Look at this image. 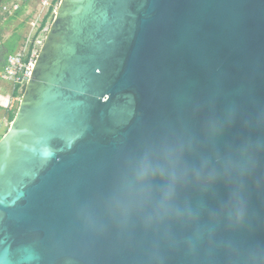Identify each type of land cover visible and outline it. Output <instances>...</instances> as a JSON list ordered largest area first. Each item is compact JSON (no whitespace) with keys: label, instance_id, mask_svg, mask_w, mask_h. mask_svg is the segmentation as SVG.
<instances>
[{"label":"water","instance_id":"water-1","mask_svg":"<svg viewBox=\"0 0 264 264\" xmlns=\"http://www.w3.org/2000/svg\"><path fill=\"white\" fill-rule=\"evenodd\" d=\"M0 264H264V0H60L0 140Z\"/></svg>","mask_w":264,"mask_h":264},{"label":"built area","instance_id":"built-area-1","mask_svg":"<svg viewBox=\"0 0 264 264\" xmlns=\"http://www.w3.org/2000/svg\"><path fill=\"white\" fill-rule=\"evenodd\" d=\"M33 0H10L5 3L1 9V21H6L9 17L18 12L21 6L24 10L27 6H31ZM54 0H41L40 8L35 12L34 23L38 21V25L29 30L26 42L23 47L16 53L10 54L7 58L3 72L0 74L1 78L7 82L12 83L13 89L20 86L19 91L26 86L30 79L31 73L34 69L35 62L39 51L44 43L46 34L51 23H47L42 27V21L45 15L49 12ZM43 6H46V13L42 16ZM58 5L54 8V13ZM43 17V18H42ZM8 122L7 125H11ZM6 132L0 127V140Z\"/></svg>","mask_w":264,"mask_h":264},{"label":"rangeland","instance_id":"rangeland-1","mask_svg":"<svg viewBox=\"0 0 264 264\" xmlns=\"http://www.w3.org/2000/svg\"><path fill=\"white\" fill-rule=\"evenodd\" d=\"M1 1H0V5L2 4ZM40 4H41V0H33L31 6H27L26 9L21 13V15L18 18L14 19L13 21H9L4 25L0 22V28H3L1 32H4L5 35L8 34V37H10L12 34L15 33L19 36V40L17 44L18 48L24 46L29 30H31V28L33 29L38 25V21L34 23L33 13L35 14V12L40 8ZM53 4L54 7L56 8L59 2H56V0H54ZM43 7L44 8H43L42 16H44L46 13V6ZM0 15H1V9H0ZM47 22L51 23L52 17ZM5 51L6 49L2 47L3 54ZM0 83H1L0 85L8 84L7 87L10 89L12 88L11 86L12 84L10 82L3 80L1 76H0ZM24 89L23 88L21 89L20 91L21 94L24 92ZM21 98L22 95L15 97L13 99L11 93L9 95L8 94L6 95V92L0 96V127L4 129V132H7L9 130L11 125H7V124L8 122H11L9 119L10 112L14 109L15 110L17 109L18 111Z\"/></svg>","mask_w":264,"mask_h":264},{"label":"clouds","instance_id":"clouds-1","mask_svg":"<svg viewBox=\"0 0 264 264\" xmlns=\"http://www.w3.org/2000/svg\"><path fill=\"white\" fill-rule=\"evenodd\" d=\"M244 150H245V148H244L243 144L238 146L234 150V155L228 158L229 162L230 163L233 162L235 160V156L239 153H242ZM204 163L208 166L207 176H208V179L210 182L215 183L217 181L226 179L224 173L220 169H218L216 165L212 164V162L210 160H206ZM194 171L196 172L197 176L200 175V169H194ZM159 172L162 176L166 175L165 170L163 168L159 169ZM167 175H169L172 179H170L168 183H165L164 185L161 186V194H162L163 199L170 201L175 194V184L172 182L174 179V173H169ZM139 176L142 180L147 182L148 173L146 170L142 169L139 173ZM145 186L147 187V183L145 184ZM240 214L241 215L243 214V201H242V199H241Z\"/></svg>","mask_w":264,"mask_h":264},{"label":"trees","instance_id":"trees-1","mask_svg":"<svg viewBox=\"0 0 264 264\" xmlns=\"http://www.w3.org/2000/svg\"><path fill=\"white\" fill-rule=\"evenodd\" d=\"M1 1V0H0ZM60 0H56V2H59ZM1 7V5H0ZM54 4L52 3V6L50 7V10L49 12L45 15L43 21H42V27L45 26L48 22V20L52 17V20L54 19V16H55V13H54ZM1 9V8H0ZM24 11V6H21L20 9L18 10L17 12V16H13V17H9V21H13L14 19H16L17 17H19L21 15V13ZM1 16H0V22H1ZM23 25V23H22ZM1 28H0V40H3L4 43L1 44V47H5L6 48V51L4 52V55L8 58V56L10 54H13L17 47H18V40H19V36L17 34H12L10 37H8L7 40H4L2 34H1ZM16 36V37H15ZM7 61V60H6ZM1 76V75H0ZM19 88L20 86H17L16 89H14V92H13V96L14 97H18L20 95H23V93L21 94V92L19 91ZM17 113V109L15 110H12L10 112V116H9V119L10 121L12 122L13 119L15 118V115Z\"/></svg>","mask_w":264,"mask_h":264},{"label":"crops","instance_id":"crops-1","mask_svg":"<svg viewBox=\"0 0 264 264\" xmlns=\"http://www.w3.org/2000/svg\"><path fill=\"white\" fill-rule=\"evenodd\" d=\"M8 1H10V0H2L1 1V9H2V7H3V5L5 4V3H7ZM1 16V15H0ZM13 16H17V13H15ZM13 16H11V17H13ZM18 18V17H17ZM9 22V19H7L6 21H1V23L4 25V24H6V23H8ZM1 29H3V28H1ZM1 34H2V36H3V38H4V40H7L8 39V34L7 35H5V33L4 32H1ZM5 35V36H4ZM7 37V38H6ZM1 38V37H0ZM2 43H4L3 42V40H0V74L3 72V69H4V66H5V64H6V56L2 53V47H1V44ZM4 49H6L5 47H3ZM20 48V47H19ZM19 48L17 47V49H16V51L17 50H19ZM15 51V52H16ZM14 52V53H15ZM1 84V83H0ZM12 84V83H11ZM7 85L8 84H2V85H0V96L3 94V93H5L6 92V95L8 94H10L11 93V96L13 97V99L15 98L14 96H13V92H14V89H13V85H11L12 86V88L10 89V88H8L7 87ZM11 91V92H10Z\"/></svg>","mask_w":264,"mask_h":264},{"label":"bare ground","instance_id":"bare-ground-1","mask_svg":"<svg viewBox=\"0 0 264 264\" xmlns=\"http://www.w3.org/2000/svg\"><path fill=\"white\" fill-rule=\"evenodd\" d=\"M19 50H20V48H19ZM19 50H17V51H19ZM17 51H16V52H17ZM16 52H15V53H16Z\"/></svg>","mask_w":264,"mask_h":264}]
</instances>
